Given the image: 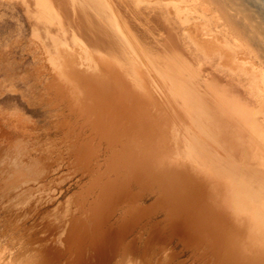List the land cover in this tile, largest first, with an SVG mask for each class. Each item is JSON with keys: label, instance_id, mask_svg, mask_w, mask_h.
I'll return each instance as SVG.
<instances>
[{"label": "rangeland", "instance_id": "obj_1", "mask_svg": "<svg viewBox=\"0 0 264 264\" xmlns=\"http://www.w3.org/2000/svg\"><path fill=\"white\" fill-rule=\"evenodd\" d=\"M253 9L0 0V264H264V131L216 82Z\"/></svg>", "mask_w": 264, "mask_h": 264}, {"label": "bare ground", "instance_id": "obj_2", "mask_svg": "<svg viewBox=\"0 0 264 264\" xmlns=\"http://www.w3.org/2000/svg\"><path fill=\"white\" fill-rule=\"evenodd\" d=\"M247 1L252 8H254L253 10L259 14L258 16L261 19L259 23L262 25V29L264 30V0ZM203 40L202 41L204 43H210L209 39ZM213 44L211 45L213 46ZM210 50H213V48H210ZM259 50V48L255 50L250 47V49L247 50L249 53L245 50L247 56L245 53H242L243 51H240V54L238 52V54L235 53L234 56H230L231 54L223 55L221 53H217V55H223L221 56L222 58L225 56L222 60L227 64L230 63L228 64V67H231V69L229 68L230 72H226L221 74V76H218L216 78V82L218 83L217 91L221 94V100L223 99L221 103V110L225 112L227 109L232 111L234 118L231 121L234 122L232 125L234 127H256V129L264 131V129L261 128L264 127V53H260ZM223 62L221 63L223 64ZM247 65L249 66L247 67ZM251 66L256 68L252 69ZM261 68H263V70H259ZM241 70H244L245 72L242 75H238V71ZM209 77L211 76L209 75ZM206 81L204 80V82ZM229 98L233 99L232 102ZM226 100H229L231 104H228ZM254 138H256V136ZM259 155L260 157H264V153Z\"/></svg>", "mask_w": 264, "mask_h": 264}]
</instances>
